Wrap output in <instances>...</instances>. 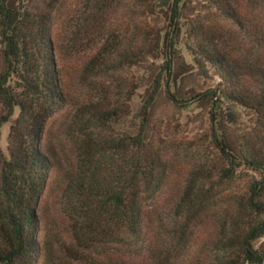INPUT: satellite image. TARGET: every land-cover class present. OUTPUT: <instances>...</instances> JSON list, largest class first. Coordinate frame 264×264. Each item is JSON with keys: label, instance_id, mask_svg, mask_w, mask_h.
Returning <instances> with one entry per match:
<instances>
[{"label": "trees", "instance_id": "trees-1", "mask_svg": "<svg viewBox=\"0 0 264 264\" xmlns=\"http://www.w3.org/2000/svg\"><path fill=\"white\" fill-rule=\"evenodd\" d=\"M35 1L0 0V140L2 127L11 123L8 153L0 144V264H40L42 259L41 264H59L52 249H42L39 208L57 167L43 145L47 123L68 106L53 33L67 0H48L47 8L40 4L44 0ZM92 1L101 14L105 0ZM207 1L219 16L249 32L245 56L235 55L227 37L208 33L200 20L186 15L190 0L142 2L150 14L156 8L166 18L165 26L152 34L153 42L130 55L121 53V40L108 35L89 63L100 70L115 56L122 64L149 57L163 62L157 72L150 68L153 77L138 121L128 120L131 111L125 103L84 106L79 131L85 151L68 174L66 192L83 217L88 240L104 236L128 241L145 236L148 229L156 233V195L170 173L156 149V101L163 91L178 106L207 105L224 164L214 173L205 170L186 180L178 213L191 219L220 204L221 222L212 244L218 264H264V246L255 245L264 236V0ZM185 26L194 42V63L202 69L210 64L221 78L216 88H183L192 67L179 48ZM220 103L226 104L224 110ZM243 115L253 126L234 136L231 127ZM243 168L253 176L243 189L232 191Z\"/></svg>", "mask_w": 264, "mask_h": 264}, {"label": "rangeland", "instance_id": "rangeland-1", "mask_svg": "<svg viewBox=\"0 0 264 264\" xmlns=\"http://www.w3.org/2000/svg\"><path fill=\"white\" fill-rule=\"evenodd\" d=\"M47 1L40 3L43 8L48 7ZM144 1L105 0L103 11L99 14L96 13L92 0H67L54 21L56 58L68 106L50 117L43 140L44 147L56 161L57 167L51 174L46 194L40 202L39 240L44 252L50 249L54 251L56 257L53 259L59 264L219 262V255L212 244L219 232L221 205L206 208L191 219L182 217L176 205L182 196L186 180L193 173L197 175L196 173L205 170L214 173L224 164L214 142L213 122L207 105L191 102L186 106H178L163 91L156 101V149L162 151L170 171L168 184L156 195V233L148 229L145 236L128 241H109L104 236L88 240L84 233L83 217L66 192L68 174L85 151V141L79 131L84 106L97 104L101 107L125 103L131 111L128 120L138 121L145 89L153 77L150 68L157 72L163 62L162 58L149 57L143 63L133 58V62L122 64L121 58L115 56L114 62L103 65L100 70L94 69L89 63L98 50L96 46L100 48L111 35L115 36L117 42L122 41L121 53L127 52L130 55L138 53L144 43L153 42L152 34L165 26L166 18L156 8L154 14H150V10L142 4ZM190 1L186 15L200 20L208 33L213 31L214 34L220 33L227 37L235 55L245 56V51L251 44L249 32L242 31L233 21L219 16L216 7L211 6L207 0ZM35 2L39 4V0ZM244 13L251 12L246 8ZM252 16L251 13L248 19ZM186 29L187 26L184 27L179 48L192 67L182 82L183 88L198 91L216 88L221 78L210 64L202 69L194 63L190 49L194 42L193 38L187 36ZM220 105L224 110L226 104ZM10 125V122L6 123L1 129L0 144L6 153ZM126 125L122 127L125 128ZM252 126V119L243 115L238 125L231 127V132L238 136ZM252 176L251 170L241 169L232 191L243 189ZM185 226L189 229L186 234L181 233ZM187 238L190 241L185 243ZM255 245L264 246V236L256 240Z\"/></svg>", "mask_w": 264, "mask_h": 264}]
</instances>
